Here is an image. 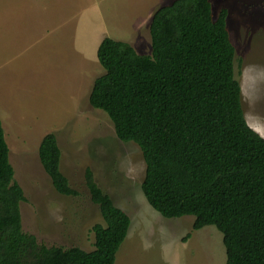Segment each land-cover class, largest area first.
Returning a JSON list of instances; mask_svg holds the SVG:
<instances>
[{
    "label": "trees",
    "instance_id": "obj_1",
    "mask_svg": "<svg viewBox=\"0 0 264 264\" xmlns=\"http://www.w3.org/2000/svg\"><path fill=\"white\" fill-rule=\"evenodd\" d=\"M228 16L224 9L216 17L211 0H174L152 17L151 55L105 38L97 53L105 73L89 102L107 113L119 140L140 147L142 190L155 211L193 216L195 231L216 227L226 264H264V138L245 117ZM10 157L0 119V264H116L132 221L93 172L86 184L104 220L93 228L95 250L49 247L24 231L27 199ZM39 157L54 190L76 196L56 134L44 137Z\"/></svg>",
    "mask_w": 264,
    "mask_h": 264
},
{
    "label": "rangeland",
    "instance_id": "obj_2",
    "mask_svg": "<svg viewBox=\"0 0 264 264\" xmlns=\"http://www.w3.org/2000/svg\"><path fill=\"white\" fill-rule=\"evenodd\" d=\"M173 1L0 0V118L27 199L21 204L23 228L40 243L95 250L93 228L104 220L87 188L91 170L132 221L116 264L227 263L216 227L195 231L193 216L167 219L150 206L142 190L147 166L140 147L119 140L107 113L89 102L95 80L105 73L97 56L102 40L127 42L151 55L152 17ZM211 2L216 17L228 10L243 110L264 138V0ZM131 15L148 18V25L134 32L116 24ZM91 41L94 58L86 55ZM51 133L76 196L58 194L41 164L39 147Z\"/></svg>",
    "mask_w": 264,
    "mask_h": 264
},
{
    "label": "crops",
    "instance_id": "obj_3",
    "mask_svg": "<svg viewBox=\"0 0 264 264\" xmlns=\"http://www.w3.org/2000/svg\"><path fill=\"white\" fill-rule=\"evenodd\" d=\"M101 15L99 14V17H100ZM131 18V19H128V18ZM129 17H126V19H125V21L124 22H122L121 20H117V25H119V26H124V27H127V26H129V28H130V31L132 30V31H134V32H137V31H139L142 27H144V26H147L148 25V23H149V20H148V18H142V17H138V18H135V19H133V16L131 15V16H129ZM128 19V20H127ZM87 30L88 29H86V31H79V32H81V33H87ZM119 32H120V30H118ZM104 40V39H103ZM102 40V41H103ZM101 44V43H100ZM100 44H99V46H100ZM98 46V47H99ZM99 49V48H98ZM93 51H94V45H93V43H92V41H91V43L89 44V48L87 49V52H86V55H88V56H90V57H92V58H94L95 57V54L93 53ZM91 95V94H90ZM1 119V118H0ZM2 121V120H1ZM2 124H3V122H2ZM4 127V126H3ZM5 130V129H4ZM5 135H6V133H5ZM44 139V138H43ZM42 139V140H43ZM6 141H7V143H8V138H7V136H6ZM41 145V144H40ZM10 148V147H9ZM40 148V147H39ZM11 150V157H10V162H11V164H12V166H13V168H14V170H15V166H14V164H13V161H12V149H10ZM15 179H16V170H15Z\"/></svg>",
    "mask_w": 264,
    "mask_h": 264
}]
</instances>
